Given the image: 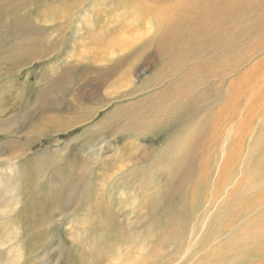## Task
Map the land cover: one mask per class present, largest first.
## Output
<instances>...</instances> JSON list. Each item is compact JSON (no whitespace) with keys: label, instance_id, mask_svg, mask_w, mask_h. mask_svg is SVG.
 Listing matches in <instances>:
<instances>
[{"label":"rangeland","instance_id":"1","mask_svg":"<svg viewBox=\"0 0 264 264\" xmlns=\"http://www.w3.org/2000/svg\"><path fill=\"white\" fill-rule=\"evenodd\" d=\"M202 4L0 0V264H207L210 237L264 215V0L222 32ZM155 10L200 19L179 62L143 50ZM112 59L135 77L79 82ZM184 74L188 99L163 93Z\"/></svg>","mask_w":264,"mask_h":264},{"label":"bare ground","instance_id":"2","mask_svg":"<svg viewBox=\"0 0 264 264\" xmlns=\"http://www.w3.org/2000/svg\"><path fill=\"white\" fill-rule=\"evenodd\" d=\"M201 1L203 2L201 6L202 7L201 17H204V18L208 17L211 25L213 23L214 24L213 27H218L217 31L222 32L223 29L220 30V28H222L221 27L222 21L220 20V18L218 19V16L220 15L221 10L226 9V12L224 14L232 12L233 8L235 6H238L239 2H242L243 0H201ZM218 13L219 15H217ZM146 17H148L149 19L150 26L151 27L154 26L156 36L154 37V39L150 38L152 40L150 42H147L148 45L145 46L143 50L145 49L153 50L154 54H156L159 58L163 57L165 59H168V58H171L172 56L173 58H176L179 56L178 57V62H179L182 59V51L187 48V45L190 44V42L188 43L189 40L186 41L187 36L191 37L193 40L194 38H196L197 35H200L198 34L200 30V27H199L200 19L197 18L196 21L190 22L191 16L188 14L182 13L181 15H177V18L175 20H172L174 16L171 19L169 18V16L166 15V13L155 10V13L153 14V16L151 12H149V14ZM137 19H140V18L137 17ZM187 28H193V31L189 30V32H187ZM115 43L117 44V42H112L114 46H116ZM23 56H28V53L24 52ZM127 58H126L127 59L126 62H129L131 59L130 57H127ZM114 61L115 60L113 59L110 61L113 64L110 66L108 65L109 67L104 66L102 68H99V67L96 68L92 65L86 66V68L83 69V72L79 73L80 74L79 82L83 81V83H85L87 80H89L91 77L94 76V79H90V81L92 80V82H94V86L98 88L99 87L98 83H102L104 79L103 76H105V79L106 77L107 78L118 77V81H121V82H123L124 80L127 81L129 78L135 77L136 73L134 70V65H130V67L128 68L125 67L122 69V62H116V61L114 62ZM198 68L199 67H197V69ZM164 80H166V78ZM175 80L176 79H174L170 84H168L167 87L163 89L164 90L163 93H167L168 91H170V88L171 89L176 88L174 89V91L178 93L176 95V98L184 100L185 98H187V95L189 91L191 90L190 86L187 88V84H188L187 76L184 74L173 84ZM131 81L132 80L129 81V84H134V82H131ZM172 84L176 85L177 87L172 86ZM245 84H246V80L242 79L241 82L235 83L234 85L231 84L230 86L234 87V89L236 87H239L241 89ZM125 86L127 87V85ZM62 92H65V91H62ZM221 112L219 113L220 117H221ZM84 118L85 117L72 118L71 121L73 122V124L71 127H69L68 130L76 128V127H82L83 124H85L86 122L85 121L80 122V120H85ZM51 128L52 126L48 128L47 130H45L44 133H47V134L53 133L54 131H52ZM196 147L197 146H192L189 152H188V146L186 147V152H185L186 157L184 160V164L188 163V159L190 158L188 154H191V156L194 155L197 149ZM204 170H205V165L203 164L201 167L198 168L197 171L203 172ZM197 191H198L197 186H194L188 197L190 198L194 197ZM252 212L253 211H251V208H247V211H246L247 215H250ZM241 213L244 214V210L241 211ZM244 217L245 216H243V218ZM244 220H245L244 223H242L243 220L241 222L235 221V223H232L226 226L225 233L220 235V237L219 236L210 237L211 238L210 240L212 241L214 246H212L211 251L208 253V256H207L208 263L207 264H259L263 261L264 259V215L261 214V216H257V218L253 220L245 219V218ZM233 227L234 228L237 227V230L235 229L236 232L234 231ZM198 241H201V239L199 238ZM105 258L108 259L107 261L115 260L113 259V256L111 255L110 257L106 256ZM119 264H146V263L144 261L141 262L139 260L133 261L132 258L128 257V259L120 261Z\"/></svg>","mask_w":264,"mask_h":264}]
</instances>
